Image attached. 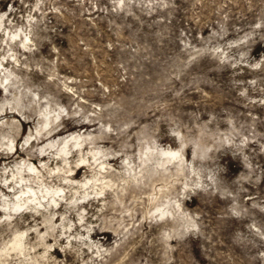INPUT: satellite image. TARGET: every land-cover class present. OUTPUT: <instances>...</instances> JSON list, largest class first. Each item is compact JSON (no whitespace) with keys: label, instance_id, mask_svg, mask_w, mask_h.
Returning a JSON list of instances; mask_svg holds the SVG:
<instances>
[{"label":"rangeland","instance_id":"obj_1","mask_svg":"<svg viewBox=\"0 0 264 264\" xmlns=\"http://www.w3.org/2000/svg\"><path fill=\"white\" fill-rule=\"evenodd\" d=\"M1 80L0 199L22 159L66 192L0 211V264H264V0H0ZM71 133L75 169L42 170Z\"/></svg>","mask_w":264,"mask_h":264},{"label":"bare ground","instance_id":"obj_2","mask_svg":"<svg viewBox=\"0 0 264 264\" xmlns=\"http://www.w3.org/2000/svg\"><path fill=\"white\" fill-rule=\"evenodd\" d=\"M0 84H3V81L1 80V82H0ZM94 123H95V121H94ZM97 123V122H96ZM49 124V123H48ZM93 124V123H92ZM46 127V126H45ZM88 128V127H87ZM43 129V128H42ZM57 131V130H56ZM55 131V132H56ZM71 131V130H70ZM39 132L40 131H37L36 133L37 134H39ZM48 132H50V131H48ZM52 135V134H51ZM57 136H59L60 135V133H57L56 134ZM32 136H33V134H29V137L26 139V143L29 141V140H31L32 142L34 141V140H36L37 141V136L35 135V137L32 139ZM55 136V135H54ZM56 136V137H57ZM63 136V135H62ZM100 136V135H99ZM43 137H45V136H43ZM39 138H41V137H39ZM47 138V137H46ZM45 138V139H46ZM55 138V137H54ZM102 138V137H101ZM43 139V138H42ZM50 139H51V137H50ZM88 139V138H87ZM100 139V138H99ZM40 140V139H39ZM94 140V139H93ZM41 141V140H40ZM86 141V140H85ZM95 141V140H94ZM101 141V140H100ZM43 141H41L40 143H42ZM82 140H81V135L80 134H74V133H71L70 135H68L67 137H65V138H63V139H61L60 141H58V142H54V140L52 139L51 140V142L50 143H48L47 145H46V147L45 148H43L42 149V155L40 156L41 157V159H40V163L42 164H40L41 165V167L43 168L42 170H44V169H47V168H45V167H47L48 165H47V163H46V153L47 154H49V153H52L53 151H55V153H53V154H55L58 158H60V160L64 163V165L62 166V168L61 169H59V171L61 172V170H63V172L64 173H69V172H71L72 171V169H75V168H73V165L71 166V161H70V159L73 157V155H70L69 156V154H71L72 153V148H77L76 150L77 151H79V153H82V147H81V150H80V146H81V144H82ZM98 142V141H97ZM90 143V142H89ZM113 143V142H112ZM13 144V143H12ZM44 144V143H43ZM42 144V145H43ZM88 144V143H87ZM42 145H41V147H42ZM83 145V144H82ZM14 147V146H13ZM36 146H34V148H35ZM150 147V146H149ZM152 147V146H151ZM91 148V147H90ZM93 148V147H92ZM10 149V148H9ZM11 149H13L12 147H11ZM94 149V148H93ZM103 149H105V148H103ZM107 149V148H106ZM141 149V148H140ZM144 149V148H143ZM152 149V148H151ZM145 150V149H144ZM41 151V150H40ZM91 151V150H90ZM102 151V150H101ZM121 151V150H120ZM146 151V150H145ZM144 151V153H142V154H146L144 157H143V159L141 160V162H142V164L145 166V167H149L150 165H156L155 167H159V166H161V167H163L166 163H168V162H170L171 161V159H173V158H177L178 157V153H179V151H176V150H173V149H165V148H161V149H156V150H152V151H150L149 153H146ZM149 151V150H148ZM30 152H31V150H30ZM32 153V152H31ZM78 153V152H77ZM100 153V151L99 150H95V151H91V158L92 159H94L95 161H98L99 162V160L101 159V157H97V155ZM118 153V152H117ZM26 154H27V152H26ZM38 154V155H39ZM76 154V153H75ZM111 154H112V152H111ZM116 154V153H115ZM119 154V153H118ZM32 155V154H31ZM139 155H141L140 154V152H139ZM30 156V155H29ZM55 156V158H56V160H57V157ZM76 156V155H75ZM99 156V155H98ZM123 156V155H122ZM160 156V157H159ZM39 157V156H38ZM52 158H54L53 157V155L51 156ZM106 157V156H105ZM115 157V156H114ZM120 157V156H119ZM123 157H126V156H123ZM140 157V156H139ZM161 157H164L163 159L161 158ZM179 157H180V159H179V161L177 162V163H180L181 164V162H182V157H181V155H179ZM32 158V157H31ZM49 158V157H48ZM104 158V157H103ZM141 158V157H140ZM182 158V159H181ZM38 159V160H39ZM74 159V158H73ZM90 159V158H89ZM117 159V158H116ZM50 160V159H49ZM48 160V161H49ZM72 160V159H71ZM88 160V159H87ZM91 160V159H90ZM185 160V159H184ZM20 161V162H19ZM18 162H16L15 163V165H14V167H12L11 168V173H12V176L10 177L11 179H14V178H16L18 181H14L16 184H19L20 183V185H21V187H20V190H19V192H15L14 193V196L16 197V201H13L12 203H10L9 201L11 200V199H7V200H5V199H3V200H1L2 198L1 197H4V196H6V193L5 192H7V191H5L4 192V194H3V196H1L0 198V211H3V212H6V211H8L9 210V212H10V208L12 209V206H10L11 204L13 205V206H16L15 207V209L17 208V207H32V208H35L36 206H39V207H41V206H43V207H45V204L44 203H46V204H48V203H52V205L54 204V206H55V204L56 203H58V200L59 199H61L60 197H62V194H64L65 192H64V188L63 187H61V186H59V187H57V188H50V187H47V186H43L42 184H38V182H31V184L32 183H37L38 184V187H33L30 183L29 184H27V181H29L30 180V178H34V177H36L37 175H41V173H40V169H39V167L37 166V165H34L32 162H31V160H25V159H22V160H19ZM80 163H79V166L80 167H82L86 162V160L83 158V157H81L80 158ZM89 161V160H88ZM87 161V162H88ZM50 162V161H49ZM58 162V161H57ZM56 162V163H57ZM60 162V161H59ZM85 162V163H84ZM132 162H134V161H132ZM186 162V161H185ZM185 162H183V163H185ZM55 163V164H56ZM94 163V162H93ZM73 164V163H72ZM88 164V163H87ZM92 164V163H91ZM95 164V163H94ZM98 164V163H97ZM107 164L108 163H106V162H104V161H101V162H99V165H100V168H99V173L102 175V179L100 178V179H94L95 177H97V175H94L95 177L94 178H86L84 181H82L81 182V184H77V185H81V187H85V189H92V192L95 190L96 192L95 193H97L98 195L97 196H99V193H101V192H103L102 190H104V188H107V187H109L110 186V181L109 180H105L104 181V178H106L107 177V172L109 171L107 168H106V166H107ZM126 164H130V162H128V163H126ZM132 164V163H131ZM139 164H140V161H139ZM12 165V166H13ZM93 165V164H92ZM104 165H106V166H104ZM133 165V164H132ZM135 165V164H134ZM170 165V164H169ZM176 165V164H175ZM179 165V164H178ZM87 166V165H86ZM131 166V165H130ZM136 166V165H135ZM134 166V167H135ZM76 167V166H75ZM85 167V166H84ZM93 167H95V166H93ZM109 167H111V166H109ZM108 167V168H109ZM127 167H129L128 165H127ZM50 168H52V167H50ZM77 168V167H76ZM92 168V167H91ZM139 168V167H138ZM142 168V167H141ZM144 168V167H143ZM142 168V169H143ZM180 168V167H179ZM96 169V168H95ZM98 169V168H97ZM111 169V168H110ZM115 169V168H114ZM128 169V168H127ZM135 169V168H134ZM141 169V170H142ZM152 169V168H151ZM183 169V168H182ZM89 170V169H88ZM108 170V171H107ZM138 170V169H137ZM144 170V169H143ZM50 171V170H49ZM57 171V170H56ZM93 171H96V170H93ZM114 171V170H113ZM129 171H131V167H129ZM133 171V170H132ZM140 171V170H139ZM53 173L52 174H54V170L52 171ZM111 172V171H110ZM109 172V173H110ZM133 172H135V171H133ZM4 173H5V171H4ZM7 173V172H6ZM24 173V174H23ZM26 173V174H25ZM44 173H45V171H44ZM51 173V172H50ZM62 173V172H61ZM97 173V171L96 172H94V174H96ZM49 174V173H48ZM56 174H58V171H57V173ZM60 174V173H59ZM58 174V175H59ZM72 174V173H71ZM92 174H93V172H92ZM103 174H105V176L103 175ZM121 174V173H120ZM120 174H119V176H120ZM134 175H132V178L133 179H135V176H136V173H133ZM142 174V173H141ZM39 175V176H40ZM70 175V174H69ZM99 175V174H98ZM100 175V176H101ZM111 175H112V173H111ZM117 175V174H116ZM10 176V175H9ZM27 176H34V177H28V178H26ZM42 176V175H41ZM49 176V175H48ZM53 176V175H52ZM51 176V177H52ZM61 176H64V175H61ZM65 176H67V175H65ZM99 176V177H100ZM114 176V175H113ZM140 176V175H139ZM142 176V175H141ZM1 177V176H0ZM43 177H45L46 178V176H43ZM55 177V176H54ZM85 177V176H84ZM91 177H93V176H91ZM110 177H112V176H110ZM8 178V177H7ZM10 178H8V180L10 179ZM40 178V177H39ZM122 178V177H121ZM136 178H138V177H136ZM141 178V177H140ZM10 179V180H11ZM44 179V178H43ZM42 179V180H43ZM48 179H49V177H48ZM58 179V178H57ZM63 179V178H62ZM65 180L67 179L66 177L64 178ZM63 179V180H64ZM69 179V178H68ZM109 179V178H108ZM7 180V179H6ZM7 180V181H8ZM36 180V179H35ZM71 180H73V178L72 179H69V180H67L66 182H69V181H71ZM137 180V179H136ZM37 181V180H36ZM60 181V180H59ZM77 181V180H76ZM4 182V181H3ZM6 182V181H5ZM10 182V181H9ZM41 182H43V181H41ZM47 182V181H46ZM61 182V181H60ZM63 182V181H62ZM65 182V183H66ZM113 182V181H112ZM51 183V182H50ZM127 183V182H126ZM129 183V182H128ZM130 183H131V181H130ZM10 184H12V183H10ZM10 184L8 183V186H7V188L9 189V188H15L14 187V185L13 186H10ZM45 184V183H44ZM48 184V183H47ZM63 184V183H62ZM72 184H74L73 183V181H72ZM54 185V184H53ZM52 185V186H53ZM67 185H69V184H67ZM75 185V184H74ZM4 186V185H3ZM6 186V185H5ZM50 186V185H49ZM55 186V185H54ZM67 187V186H66ZM65 187V188H66ZM74 187V186H73ZM81 187H78V188H81ZM71 189H72V187H71ZM83 189V188H82ZM70 190V189H69ZM109 190V189H108ZM83 191H85V190H83ZM82 191V192H83ZM91 191V190H90ZM106 191V190H105ZM73 192V191H72ZM8 193V192H7ZM76 193V192H75ZM74 194V193H73ZM73 194H71L72 196H70L71 198L73 197V196H75V195H73ZM79 194V193H78ZM103 194V193H102ZM77 195V194H76ZM88 195V192H86V193H84V196H87ZM64 196V195H63ZM7 197V196H6ZM5 197V198H6ZM66 197V196H65ZM63 198V197H62ZM67 198V197H66ZM73 198H75V197H73ZM88 198V197H87ZM64 199V198H63ZM12 201V200H11ZM163 203V202H162ZM157 204V203H156ZM159 204V203H158ZM165 204H166V202H165ZM165 204H164V206H165ZM167 204H168V202H167ZM166 204V205H167ZM160 205V204H159ZM162 205V204H161ZM51 206V205H50ZM168 206H170V205H168ZM158 207V206H157ZM166 207V206H165ZM165 207H160V208H162V210H166V208ZM14 208V207H13ZM165 208V209H164ZM168 208V207H167ZM14 209V210H15ZM18 209H20V208H18ZM47 209V208H46ZM33 210V209H32ZM35 210V209H34ZM38 210V209H37ZM156 210H158V209H156ZM170 210V209H169ZM172 210V209H171ZM13 211V210H12ZM38 212V211H37ZM161 212V211H160ZM164 212V211H163ZM162 212V213H163ZM165 212H169V211H165ZM172 212V211H171ZM6 214H8V213H6ZM11 214V213H10ZM161 214V213H160ZM12 215V214H11ZM8 216H10V215H8ZM7 218V217H6ZM46 222V221H45ZM48 222V221H47ZM50 223V222H49ZM46 224H48V223H46ZM51 226V225H50ZM50 226H48V227H50ZM53 227V226H52ZM21 234H18V235H16V236H14V238H13V241H12V243H11V248L12 249H18V250H20L21 251V245H22V243H21ZM41 238V237H40Z\"/></svg>","mask_w":264,"mask_h":264}]
</instances>
